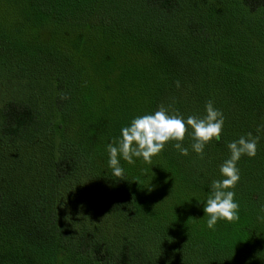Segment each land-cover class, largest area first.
<instances>
[{
    "label": "trees",
    "instance_id": "obj_1",
    "mask_svg": "<svg viewBox=\"0 0 264 264\" xmlns=\"http://www.w3.org/2000/svg\"><path fill=\"white\" fill-rule=\"evenodd\" d=\"M245 14L264 36V0H0V69L21 93L0 101V264H264V55ZM209 100L225 123L202 156L188 129L187 156L169 141L112 175L107 145L133 118ZM247 133L239 219L210 230L209 185Z\"/></svg>",
    "mask_w": 264,
    "mask_h": 264
},
{
    "label": "clouds",
    "instance_id": "obj_2",
    "mask_svg": "<svg viewBox=\"0 0 264 264\" xmlns=\"http://www.w3.org/2000/svg\"><path fill=\"white\" fill-rule=\"evenodd\" d=\"M204 113L202 117L190 115L184 118L179 114H170L161 106L155 112L133 118L129 125L120 129L119 136L107 145V163L112 175L121 177L124 174L120 159L128 164H133L135 159L151 163V158L159 154L169 141H176L173 147L180 155L187 156L188 149L181 142L188 129H191L194 141L192 151L202 156L209 142L221 138L225 123L223 113L214 107L211 100L206 103ZM258 139L247 133L227 143L230 155L220 165L222 178L211 182L203 205L208 229L215 230L218 220L233 222L239 219V204L234 199L233 190L240 180L237 162L242 156L252 158L256 155Z\"/></svg>",
    "mask_w": 264,
    "mask_h": 264
},
{
    "label": "rangeland",
    "instance_id": "obj_3",
    "mask_svg": "<svg viewBox=\"0 0 264 264\" xmlns=\"http://www.w3.org/2000/svg\"><path fill=\"white\" fill-rule=\"evenodd\" d=\"M222 1L225 2L226 0H222ZM236 20H237V23L240 24V25L237 24L238 27L239 26L246 27L243 29V32L241 34L242 38L246 40L250 36V37H253L258 43V45L255 44L249 49L258 52V54H254L256 57H258L259 54L264 55V36L263 35L259 36L260 34H256L255 31L251 30L252 25L256 27L255 24H258L257 22L262 21L259 19V16L255 17L254 15L245 14V15H242L241 18L236 19ZM261 23H260V26H261ZM235 38L240 40L239 37H237V35H235ZM74 63L79 65L78 60H76ZM258 65L261 67H264V60H262V63H259ZM22 82L23 81H20V83ZM17 83H18L17 72L15 71L12 72L5 68L0 69V101L1 100L3 101H19L20 100L19 98L21 97V93L15 88ZM157 206L158 205H156L155 207ZM194 223L196 225V228L199 229L200 222L198 220H195ZM263 223H264V219H263ZM172 224L173 223H170V225ZM238 225H242V224H238ZM261 226L264 227V225H261ZM199 241H200L199 238L196 239V242H199ZM244 257H246V255H244ZM247 259L249 260L250 263L253 260L250 256L249 257L247 256ZM256 264H259V263L257 262Z\"/></svg>",
    "mask_w": 264,
    "mask_h": 264
}]
</instances>
